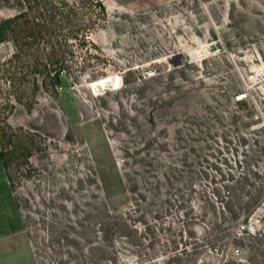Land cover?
Here are the masks:
<instances>
[{"label":"rangeland","instance_id":"obj_1","mask_svg":"<svg viewBox=\"0 0 264 264\" xmlns=\"http://www.w3.org/2000/svg\"><path fill=\"white\" fill-rule=\"evenodd\" d=\"M101 1L104 65L57 93L0 44L37 141L0 162V264H264V0Z\"/></svg>","mask_w":264,"mask_h":264},{"label":"trees","instance_id":"obj_2","mask_svg":"<svg viewBox=\"0 0 264 264\" xmlns=\"http://www.w3.org/2000/svg\"><path fill=\"white\" fill-rule=\"evenodd\" d=\"M21 3L18 12L0 20V44H12L15 57L39 53L55 93L67 86V80L76 83L96 64L104 65L100 48L90 39L108 20L101 0H21ZM1 62L0 59V92L5 100L0 108V162L7 175L13 170L28 176L32 170L29 159L37 151V141L35 135L8 123L7 115L19 99L11 91ZM31 88L32 92L37 90L34 84ZM26 105L30 110V103Z\"/></svg>","mask_w":264,"mask_h":264},{"label":"bare ground","instance_id":"obj_3","mask_svg":"<svg viewBox=\"0 0 264 264\" xmlns=\"http://www.w3.org/2000/svg\"><path fill=\"white\" fill-rule=\"evenodd\" d=\"M107 83L104 81H93L91 82V87L89 86V90L91 91V89L93 91H96V89H98L97 87H100V90L106 89L107 88Z\"/></svg>","mask_w":264,"mask_h":264},{"label":"built area","instance_id":"obj_4","mask_svg":"<svg viewBox=\"0 0 264 264\" xmlns=\"http://www.w3.org/2000/svg\"><path fill=\"white\" fill-rule=\"evenodd\" d=\"M235 254H238V251H235ZM198 264H200V263H198Z\"/></svg>","mask_w":264,"mask_h":264},{"label":"water","instance_id":"obj_5","mask_svg":"<svg viewBox=\"0 0 264 264\" xmlns=\"http://www.w3.org/2000/svg\"><path fill=\"white\" fill-rule=\"evenodd\" d=\"M100 88V87H99Z\"/></svg>","mask_w":264,"mask_h":264}]
</instances>
